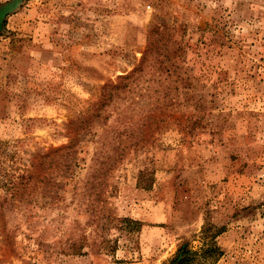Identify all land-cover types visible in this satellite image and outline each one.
Segmentation results:
<instances>
[{"label":"rangeland","instance_id":"1","mask_svg":"<svg viewBox=\"0 0 264 264\" xmlns=\"http://www.w3.org/2000/svg\"><path fill=\"white\" fill-rule=\"evenodd\" d=\"M15 1L0 264H264V0Z\"/></svg>","mask_w":264,"mask_h":264},{"label":"trees","instance_id":"2","mask_svg":"<svg viewBox=\"0 0 264 264\" xmlns=\"http://www.w3.org/2000/svg\"><path fill=\"white\" fill-rule=\"evenodd\" d=\"M9 4L0 8V10ZM8 11H0V23L2 22L3 17L8 14ZM204 238L209 241L205 244L201 249L194 250L190 243L186 242L182 244L175 255L165 262L164 264H213L216 260H218L222 255L223 251L216 243V237L210 234V232H203ZM210 234V236H209Z\"/></svg>","mask_w":264,"mask_h":264},{"label":"water","instance_id":"3","mask_svg":"<svg viewBox=\"0 0 264 264\" xmlns=\"http://www.w3.org/2000/svg\"><path fill=\"white\" fill-rule=\"evenodd\" d=\"M16 5H17L16 1H15V2H12V3H10L8 6L2 8L0 11H3V10H4V11L11 10V9H13Z\"/></svg>","mask_w":264,"mask_h":264}]
</instances>
